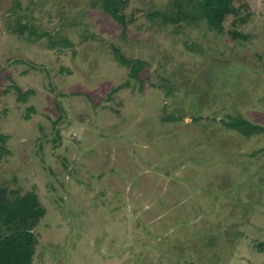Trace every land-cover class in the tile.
I'll list each match as a JSON object with an SVG mask.
<instances>
[{"label":"rangeland","instance_id":"rangeland-1","mask_svg":"<svg viewBox=\"0 0 264 264\" xmlns=\"http://www.w3.org/2000/svg\"><path fill=\"white\" fill-rule=\"evenodd\" d=\"M124 2L121 24L99 0H0V185L45 208L33 263L264 264V134L221 122L264 126V0L219 30Z\"/></svg>","mask_w":264,"mask_h":264},{"label":"trees","instance_id":"trees-1","mask_svg":"<svg viewBox=\"0 0 264 264\" xmlns=\"http://www.w3.org/2000/svg\"><path fill=\"white\" fill-rule=\"evenodd\" d=\"M171 1L173 8L169 13L155 11L151 16L162 17L164 22L195 23L202 19L209 27L219 30L223 17L226 14H236L237 11L233 0H195L191 8L186 6L185 0ZM124 3V0H99L102 10L121 24L125 23L124 16L120 12ZM12 30L27 33L28 36L37 34L34 25L28 23L18 22ZM113 51L118 62L128 67V77L141 82L139 73L145 67V63L139 59L124 57L115 47ZM127 84L128 80L122 85ZM116 89L117 87L113 88L111 93ZM15 90L19 101H25L31 93L30 90L22 92L18 87ZM25 118H28V114ZM221 122L226 128L245 136L264 134V126L253 123L241 115H227V120ZM6 138V135L0 134V156L5 151ZM44 215L45 208L34 191L12 195L6 187L0 185V264H34L33 255L37 236L33 229Z\"/></svg>","mask_w":264,"mask_h":264}]
</instances>
